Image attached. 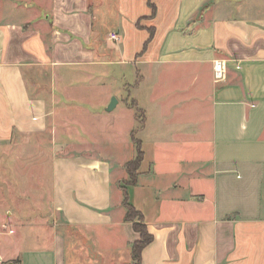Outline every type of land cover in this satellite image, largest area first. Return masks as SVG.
Wrapping results in <instances>:
<instances>
[{
    "label": "crops",
    "instance_id": "obj_1",
    "mask_svg": "<svg viewBox=\"0 0 264 264\" xmlns=\"http://www.w3.org/2000/svg\"><path fill=\"white\" fill-rule=\"evenodd\" d=\"M133 138L140 264H264V0H0V264H134Z\"/></svg>",
    "mask_w": 264,
    "mask_h": 264
},
{
    "label": "rangeland",
    "instance_id": "obj_2",
    "mask_svg": "<svg viewBox=\"0 0 264 264\" xmlns=\"http://www.w3.org/2000/svg\"><path fill=\"white\" fill-rule=\"evenodd\" d=\"M148 35L151 36L152 32L151 29L147 30ZM118 76V72L117 70L111 69V67L106 66L105 67V74H102L100 76H96V80L94 81H87V80H81L82 84H79V87L81 88L80 90L84 91L86 94L84 95L83 99H85V104L86 105H93V106H101L102 101L106 98L107 94H111L110 92H112V95L110 97V101L111 99L114 97L116 98L117 94L119 95L120 93H124L122 92V85L120 82H124L125 80H127V77H123V79H119L117 78ZM100 93H106L105 96L100 95ZM109 101V102H110ZM133 103L131 102V105ZM109 114V113H108ZM106 114V115H108ZM136 115L138 116L139 119H141V114L139 111H136ZM103 121V120H102ZM103 135V134H101ZM102 142H104L103 140L100 141L98 144H96V148L98 149V147L102 148L107 154H114V152H116V145L113 142H110L108 140H105V142L102 144ZM44 146L48 149L49 144L43 145L40 144L39 146ZM100 150V149H98ZM101 151V150H100ZM39 169V167H38ZM40 169L43 172H46L48 169V166L43 164ZM29 184V181L26 179H22V185L26 186V184ZM22 200H28L29 198H21ZM24 202V201H23ZM11 205L12 201L10 202ZM2 205H5V203H1ZM24 205H27L25 203H23ZM19 205V204H18ZM18 205H14V206H18ZM1 209V206H0ZM23 211H26V209H22V213ZM138 218L134 217L133 221L137 222Z\"/></svg>",
    "mask_w": 264,
    "mask_h": 264
},
{
    "label": "trees",
    "instance_id": "obj_3",
    "mask_svg": "<svg viewBox=\"0 0 264 264\" xmlns=\"http://www.w3.org/2000/svg\"><path fill=\"white\" fill-rule=\"evenodd\" d=\"M150 5L152 11L154 12V6L152 4ZM133 143L136 146V156L125 164V169L128 174V180L123 182L121 188L124 192V207L126 209L124 219L126 221H130L132 223L133 229L139 234V238L134 241L131 245V256L134 261V264H140L142 249L152 241L153 237L152 234L148 232L141 213L137 211L128 201V197L125 190L126 185H132L135 183L139 164L142 159V150L138 140L133 138ZM134 217L138 218L137 222L133 221Z\"/></svg>",
    "mask_w": 264,
    "mask_h": 264
},
{
    "label": "built area",
    "instance_id": "obj_4",
    "mask_svg": "<svg viewBox=\"0 0 264 264\" xmlns=\"http://www.w3.org/2000/svg\"><path fill=\"white\" fill-rule=\"evenodd\" d=\"M109 38L114 42H117L120 39L118 34L115 32L110 33ZM213 76H214V81L216 82L223 81L226 78V69L222 61L216 60L214 62Z\"/></svg>",
    "mask_w": 264,
    "mask_h": 264
},
{
    "label": "water",
    "instance_id": "obj_5",
    "mask_svg": "<svg viewBox=\"0 0 264 264\" xmlns=\"http://www.w3.org/2000/svg\"><path fill=\"white\" fill-rule=\"evenodd\" d=\"M115 104H116V98L113 97L110 101V104L108 105V110H111Z\"/></svg>",
    "mask_w": 264,
    "mask_h": 264
}]
</instances>
